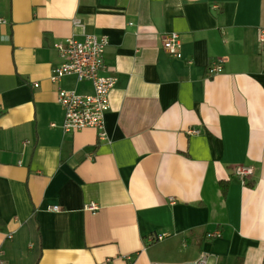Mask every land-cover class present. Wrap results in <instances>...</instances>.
I'll list each match as a JSON object with an SVG mask.
<instances>
[{
	"label": "crops",
	"instance_id": "crops-1",
	"mask_svg": "<svg viewBox=\"0 0 264 264\" xmlns=\"http://www.w3.org/2000/svg\"><path fill=\"white\" fill-rule=\"evenodd\" d=\"M0 18V264H264V0H0ZM86 33L117 78L104 141L62 128L59 88L91 85L49 79L53 44Z\"/></svg>",
	"mask_w": 264,
	"mask_h": 264
},
{
	"label": "built area",
	"instance_id": "built-area-1",
	"mask_svg": "<svg viewBox=\"0 0 264 264\" xmlns=\"http://www.w3.org/2000/svg\"><path fill=\"white\" fill-rule=\"evenodd\" d=\"M5 23L0 18V24ZM74 25L78 27L79 22H75ZM256 39L259 43L264 44V26L256 28ZM161 42L170 57L176 59L182 57L180 52L181 41L177 33L165 34ZM107 44L108 39L106 36H98L92 33L83 34L81 38L71 36L53 44L61 62L58 66L51 68L50 81L53 84H60L64 77L74 76L77 82L91 85V92L87 94H79L75 91L59 88L57 101L63 110L62 128L67 133L90 129L96 132L98 140H106L104 116L110 108V93L117 82L115 76L106 72L104 65L103 56ZM221 72L220 62L213 63L208 67L209 75ZM34 87H38V85L35 84ZM252 172L251 167L236 166L234 169V175L240 178L242 185H246ZM98 209V204L94 202L84 206V210L91 214H95ZM51 210L59 211L60 209L54 206ZM218 235L219 233H216L214 236ZM163 239V235H149L146 238L150 244L160 242ZM169 264H217V258L212 257L209 253H202L195 261Z\"/></svg>",
	"mask_w": 264,
	"mask_h": 264
},
{
	"label": "trees",
	"instance_id": "trees-1",
	"mask_svg": "<svg viewBox=\"0 0 264 264\" xmlns=\"http://www.w3.org/2000/svg\"><path fill=\"white\" fill-rule=\"evenodd\" d=\"M222 186H223V188L225 189V188H226V183H223V182H222Z\"/></svg>",
	"mask_w": 264,
	"mask_h": 264
}]
</instances>
